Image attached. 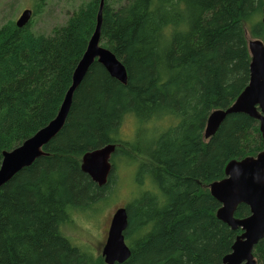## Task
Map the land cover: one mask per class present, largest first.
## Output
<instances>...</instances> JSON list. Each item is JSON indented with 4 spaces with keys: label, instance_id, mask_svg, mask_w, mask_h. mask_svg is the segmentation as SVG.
<instances>
[{
    "label": "trees",
    "instance_id": "obj_1",
    "mask_svg": "<svg viewBox=\"0 0 264 264\" xmlns=\"http://www.w3.org/2000/svg\"><path fill=\"white\" fill-rule=\"evenodd\" d=\"M115 1L103 2L99 44L124 65L126 83L94 61L45 154L0 187V264H106L61 226L107 203L113 171L99 186L81 170L82 155L107 144L113 169L120 159L135 165L139 186L124 206L130 255L113 264H220L239 233L216 217L220 203L204 186L224 177L229 160L264 149L259 122L231 113L211 137L203 132L248 82L244 29L264 42V0ZM98 9L99 0L81 3L47 35L31 20L0 27V163L55 117ZM127 117L135 132L124 140ZM247 214L243 203L234 212ZM253 253L264 264V236Z\"/></svg>",
    "mask_w": 264,
    "mask_h": 264
},
{
    "label": "water",
    "instance_id": "obj_2",
    "mask_svg": "<svg viewBox=\"0 0 264 264\" xmlns=\"http://www.w3.org/2000/svg\"><path fill=\"white\" fill-rule=\"evenodd\" d=\"M104 0H99L96 24L87 47L76 64L71 84L66 90L55 117L45 126L11 150L3 151L0 163V187L9 181L19 170L29 166L37 157L44 155V145L63 127L70 109L72 95L86 74L89 66L98 62L107 73L125 84L127 74L124 65L107 48L99 44L101 10ZM32 17L31 9H24L15 21L22 27ZM251 57L249 80L234 101L223 109L213 110L207 117L203 132L204 138L211 137L228 114L244 113L259 121V131L264 139V43L260 39L247 42ZM114 144L85 152L81 158V170L99 186L104 185L110 171L109 158ZM225 177L209 184L210 194L220 203L216 217L231 229L240 228L220 264H255L252 248L264 234V150L255 156L229 160L224 167ZM249 207L250 214L236 218L234 210L238 204ZM127 226L125 207L117 208L111 216L107 236L101 249V257L106 264L122 263L130 255L124 240Z\"/></svg>",
    "mask_w": 264,
    "mask_h": 264
},
{
    "label": "rangeland",
    "instance_id": "obj_3",
    "mask_svg": "<svg viewBox=\"0 0 264 264\" xmlns=\"http://www.w3.org/2000/svg\"><path fill=\"white\" fill-rule=\"evenodd\" d=\"M38 0H0V27L8 21H16L24 9L35 7ZM87 0H43L42 10L31 17V29L35 34L47 35L55 25L63 24L68 13ZM113 4L115 0H108ZM118 4V3H117ZM246 42L254 39L244 29ZM135 127L132 119L127 117L119 128V137L133 139ZM148 132V130H147ZM145 133L150 138L152 132ZM135 165L118 160L113 169V181L105 193L107 203L102 202L95 212L90 214H72L71 219L62 224V233L80 248L90 251L97 259L106 239L112 214L119 207H124L138 187L135 183ZM133 173V174H132ZM209 188L208 185L204 186Z\"/></svg>",
    "mask_w": 264,
    "mask_h": 264
},
{
    "label": "flooded vegetation",
    "instance_id": "obj_4",
    "mask_svg": "<svg viewBox=\"0 0 264 264\" xmlns=\"http://www.w3.org/2000/svg\"><path fill=\"white\" fill-rule=\"evenodd\" d=\"M32 16H33V10H32ZM29 21H30V20H29ZM262 42H263V41H262ZM263 43H264V42H263ZM248 52H249V51H248ZM250 60H251V57H250ZM249 64H250V63H249ZM248 80H249V79H248ZM247 84H248V82H247ZM247 84H246V85H247ZM243 89H244V88H243ZM243 89H242V90H243ZM242 90H241V91H242ZM236 97H237V96H236ZM233 101H234V100H233ZM231 103H232V102H231ZM231 103H230V104H231ZM230 104H229V105H230ZM263 114H264V113H263ZM258 122H259V121H258ZM258 127H259V124H258ZM260 134H261V133H260ZM261 137H262V136H261ZM262 139H263V138H262ZM262 150H264V149H262ZM262 150H261V151H262ZM259 152H260V151H259ZM259 152H257V153H259ZM257 153H256V154H257ZM111 154H112V153H111ZM256 154H255V155H256ZM255 155H252V156H255ZM246 157H247V156H246ZM243 158H244V157H243ZM241 159H242V158H241ZM236 160H239V159H236ZM109 163H110V171H109V174H108V176H107V181H108V178H109L111 172L113 171V164H112V162H111V155H110V158H109ZM225 165H226V164H225ZM224 167H225V166H224ZM224 177H225V174H224ZM224 177H223V178H224ZM107 181H106V183H107ZM106 183H105V184H106ZM96 184H97V183H96ZM238 205H239V204H238ZM248 208H249V207H248ZM234 212H235V210H234ZM233 214H234V213H233ZM249 214H250V210H249ZM249 214H247V215H245V216H243V217H237V216H235V215H234V216H235L236 218H244V217L248 216ZM235 230H239V233H238L236 236H238V235L241 234V232H242V230H241L240 228H237V229H235ZM106 236H107V234H106ZM263 236H264V234H263ZM263 236H262V237H263ZM262 237H261V238H262ZM235 238H236V237H235ZM261 238H260V239H261ZM260 239H259V240H260ZM234 241H235V240H234ZM234 241H233V242H234ZM254 246H255V245H254ZM253 249H254V247L252 248V254H253V257L255 258V264H257V259H256L255 255H254V253H253ZM230 251H231V250H230Z\"/></svg>",
    "mask_w": 264,
    "mask_h": 264
}]
</instances>
